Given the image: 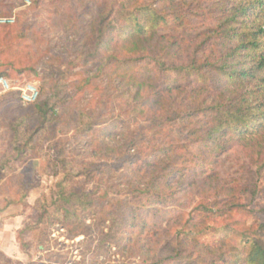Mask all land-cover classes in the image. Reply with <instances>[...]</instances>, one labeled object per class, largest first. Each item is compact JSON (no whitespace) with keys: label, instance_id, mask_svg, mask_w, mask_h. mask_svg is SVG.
Wrapping results in <instances>:
<instances>
[{"label":"rangeland","instance_id":"obj_1","mask_svg":"<svg viewBox=\"0 0 264 264\" xmlns=\"http://www.w3.org/2000/svg\"><path fill=\"white\" fill-rule=\"evenodd\" d=\"M26 1L0 0V16L15 19L0 26V76L14 89L0 96V264H230L229 247L220 240L238 244L243 225L259 226L264 217H251L247 209L229 217V199L220 191L236 183V202L245 204L239 190L256 168L250 171L233 142L226 143L230 152L213 156L202 171L197 165L204 157L206 162V151L198 159L195 143L188 144L189 152L159 156L162 162L153 152L166 143L162 132L178 142L182 136L178 119L158 124L190 101H210L215 83L170 93L164 91L168 76L158 73L155 87L139 89L114 75L109 61L86 63L91 23L121 0ZM171 1L185 16L176 36L188 52L176 62H185L198 44L196 58L209 55L210 1L161 0L160 9L168 11ZM153 56L138 63L152 77ZM27 85L54 107L55 118L44 128L29 120L30 105L19 99ZM80 113L95 124L91 132L78 126ZM21 118L17 145L11 124ZM25 141L26 151L17 155L15 147ZM152 163H159L153 171L146 166ZM171 170L176 172L167 177ZM254 182L264 183L256 176ZM60 190L87 196L90 208L65 220ZM215 200L223 217L211 219L207 205ZM199 204L206 206L204 217L193 211ZM201 218L191 234L197 242L187 241L185 222ZM225 226L235 231L225 234Z\"/></svg>","mask_w":264,"mask_h":264},{"label":"trees","instance_id":"obj_2","mask_svg":"<svg viewBox=\"0 0 264 264\" xmlns=\"http://www.w3.org/2000/svg\"><path fill=\"white\" fill-rule=\"evenodd\" d=\"M160 1L155 6L143 0H121L117 9L101 14L91 23L89 51L83 57L86 63L93 59H98L101 63L109 61L108 66L113 68L114 75L120 77L122 82L133 84L139 89L155 87L158 73L168 76L164 82V91L170 93L183 92L189 85L191 91L197 92L213 81L215 87L210 101H190L183 110H173L170 112L171 116L158 124L178 119L182 136L178 142L162 132L166 143L153 152L157 155L156 159L159 160L161 155L167 159L178 151L187 152L188 144L195 143L198 146V159L202 156L200 152L206 151V162L204 163V157L203 162L197 165L202 171L205 164L211 163L213 156L230 152L233 146L228 147L226 143L233 142L244 152L250 171L252 168H256V171H251L252 174L248 171L250 178L239 190L245 204L236 202V183L228 190L221 189L220 193H225L224 198L229 199L228 204L231 206L227 214L230 217L232 210L240 212L247 209L246 213L251 217H264V183L258 187L254 182L255 176L264 181V0H208L214 11L211 15L214 24L205 28V35L212 41L210 54H202L200 58H196L195 54L201 46L198 44L194 53L187 54L185 62L181 63H177L175 59L188 52L182 50L181 44L184 41L176 34L185 24V16L177 12L176 4L172 1L168 11L160 9ZM151 54L154 55L151 60L156 68L155 74L157 73L153 77L151 70L138 66L139 62H143ZM29 105L33 114L29 120L39 121V127L44 128L46 123L50 124L54 120V107L49 99H37ZM78 117V126L82 131L91 132L95 124L84 113H80ZM23 122L24 119L21 118L11 124L12 139L17 145L18 129ZM223 140L226 141L222 142ZM28 144L25 141L15 147L17 155L26 151ZM180 163L175 160L172 166L178 167ZM158 164L146 166L153 171ZM1 169L0 167V171ZM174 172L176 170H171L166 176ZM210 179L211 176L205 178ZM59 197L62 205L60 210L63 211L65 220L70 216L78 217L80 212L87 211L91 206V201L83 200L87 196L80 194H67L60 190ZM216 201L207 205L212 206V209H209L210 216H207L208 212L205 216L211 219L223 217L218 215ZM18 203L20 202L16 201L10 205ZM205 207L204 204H199L193 211L204 217L202 212ZM200 221L201 223L198 221L195 224L189 220L185 222L189 224L184 235L187 241L197 242L191 234L197 229L195 227L204 223V218ZM232 224L242 226L238 222ZM243 227L238 244L231 245L226 239L220 240L222 246L229 247V263L264 264V222L259 226ZM222 229L225 234L235 231L234 227L230 229L225 226Z\"/></svg>","mask_w":264,"mask_h":264},{"label":"built area","instance_id":"obj_3","mask_svg":"<svg viewBox=\"0 0 264 264\" xmlns=\"http://www.w3.org/2000/svg\"><path fill=\"white\" fill-rule=\"evenodd\" d=\"M29 4V1H26ZM15 23L14 17L0 18V26H8ZM14 91L9 81L0 77V96ZM19 99L23 104H33L38 98V91L33 85H27L25 88L19 90Z\"/></svg>","mask_w":264,"mask_h":264}]
</instances>
